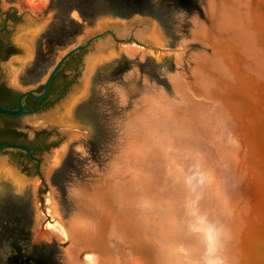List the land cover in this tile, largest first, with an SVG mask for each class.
Returning <instances> with one entry per match:
<instances>
[{"label": "water", "instance_id": "1", "mask_svg": "<svg viewBox=\"0 0 264 264\" xmlns=\"http://www.w3.org/2000/svg\"><path fill=\"white\" fill-rule=\"evenodd\" d=\"M1 15L20 97L0 115L43 141L0 143V264H200L201 217L224 264H264V0H0Z\"/></svg>", "mask_w": 264, "mask_h": 264}, {"label": "flooded vegetation", "instance_id": "2", "mask_svg": "<svg viewBox=\"0 0 264 264\" xmlns=\"http://www.w3.org/2000/svg\"><path fill=\"white\" fill-rule=\"evenodd\" d=\"M0 19H3L2 15L0 16ZM4 19H5V21H9L10 19H12L10 11L5 13ZM7 30H8V28L6 26V23H3L2 25H0V40L3 42V44L6 47L5 51H3L0 54V60H2L4 57H6L7 50L11 47L10 45H8V41H7ZM11 49H12V47H11ZM76 55H74V56H76ZM73 57H71V58H73ZM64 66H65V64H64ZM62 68H61V70H62ZM61 70L58 72V74L56 75V77L52 81V85L55 82H57V85L60 88L64 86V79L62 77H60ZM52 85H51V87H52ZM3 87L6 88L7 91L3 90ZM50 90H51V88H50ZM43 91H44V89H43ZM52 96H54V95L51 94L50 91H49V94L44 98V101H37V100L33 99L32 97H27L25 102H24L25 106H26V109L27 110L38 109V108H40V107H42L44 105L45 101H49ZM19 97H20V93H17V92H14V91L10 90L2 82L1 75H0V105L8 107V108H12V109H17L19 107ZM11 99H13L14 102H12ZM49 104H50V101H49L47 107L49 106ZM1 117H7V116H1L0 115V131H5L6 128H8L9 130H12V131L15 130L17 133L22 134V138L21 139H22V144L23 145H28L30 142H36V141L42 142L43 141V136L40 133H36L33 136L32 141L28 140V138L26 136H24V134L19 130V128L17 126L18 120L20 118H22V117H13L15 119H12L10 121L8 120L7 122ZM37 153H38V150H37ZM37 153L33 156L34 158H36L35 156L37 155ZM25 155H27V154H25ZM28 159L31 160V161H34L29 156H28Z\"/></svg>", "mask_w": 264, "mask_h": 264}, {"label": "clouds", "instance_id": "3", "mask_svg": "<svg viewBox=\"0 0 264 264\" xmlns=\"http://www.w3.org/2000/svg\"><path fill=\"white\" fill-rule=\"evenodd\" d=\"M197 223L198 226L194 225L192 230L202 233L207 240V246L200 264H224V260L220 254L222 246L218 243L219 233L216 227L209 223L206 217L199 218Z\"/></svg>", "mask_w": 264, "mask_h": 264}, {"label": "trees", "instance_id": "4", "mask_svg": "<svg viewBox=\"0 0 264 264\" xmlns=\"http://www.w3.org/2000/svg\"><path fill=\"white\" fill-rule=\"evenodd\" d=\"M92 4V3H90ZM5 45L3 44V42L0 40V54L5 51ZM10 54H12V49L11 47L7 50V53H6V57L9 56ZM57 82H55L52 87H51V90H50V93L51 94H54L57 92ZM3 90L7 91L6 88L3 87ZM16 99V98H15ZM12 102L13 99H11ZM3 118L6 122L9 120H12V119H15L13 117H1ZM22 134L20 133H17L15 130L12 131V130H9L8 128H6L5 131H0V143H3V142H7V143H12V144H16V145H22V146H25L27 147L29 150H38L40 149L41 147V142L39 141H36V142H30L28 145H23L22 144ZM18 155H20L21 157H25L28 159V156L25 155L24 153L22 152H18Z\"/></svg>", "mask_w": 264, "mask_h": 264}]
</instances>
